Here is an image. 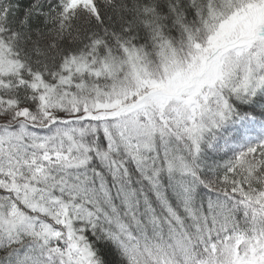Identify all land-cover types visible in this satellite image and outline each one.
I'll return each instance as SVG.
<instances>
[{"label": "snow or ice", "instance_id": "6c2138e0", "mask_svg": "<svg viewBox=\"0 0 264 264\" xmlns=\"http://www.w3.org/2000/svg\"><path fill=\"white\" fill-rule=\"evenodd\" d=\"M0 264H264V0H0Z\"/></svg>", "mask_w": 264, "mask_h": 264}]
</instances>
